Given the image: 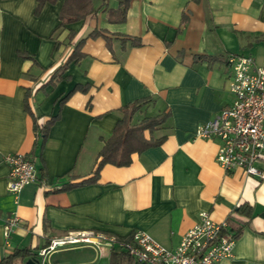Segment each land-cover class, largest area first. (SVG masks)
I'll use <instances>...</instances> for the list:
<instances>
[{
  "label": "crops",
  "instance_id": "0c3cea01",
  "mask_svg": "<svg viewBox=\"0 0 264 264\" xmlns=\"http://www.w3.org/2000/svg\"><path fill=\"white\" fill-rule=\"evenodd\" d=\"M64 1L37 14L38 0H0V260L15 248L38 253L80 232L130 238L141 229L174 249L208 211L240 230L234 256L217 264H264V179L226 171L216 160L219 140L195 136L198 125L232 103L226 56L264 59V0H94L93 14L59 29ZM124 3L126 20L110 22L109 11ZM70 30L76 37L68 44ZM79 39L85 56L48 83ZM77 85L87 90L60 105ZM144 98L151 100L133 122L170 112L161 127L145 131L161 143L133 154L130 165H104L95 182L60 189L92 176L120 109ZM30 110L41 121L60 113L42 147ZM35 146L37 180L16 196L4 156L29 157ZM243 204L251 215L237 211ZM14 214L21 221L7 237ZM89 248L85 258L55 264L110 261L112 248L82 242L47 256Z\"/></svg>",
  "mask_w": 264,
  "mask_h": 264
},
{
  "label": "built area",
  "instance_id": "2783aa9c",
  "mask_svg": "<svg viewBox=\"0 0 264 264\" xmlns=\"http://www.w3.org/2000/svg\"><path fill=\"white\" fill-rule=\"evenodd\" d=\"M227 62L232 68L230 91L232 103L209 121L198 125L197 138L218 139L216 160L226 171L242 170L246 176L264 179V59L258 61L251 55L229 54ZM10 167L8 190L16 196L37 180V164L32 157L22 153L4 156ZM14 214L7 219V237L20 223ZM87 243L126 250L138 261L146 264H217L219 260L234 256L236 237L229 231L227 220L217 221L208 211L200 212V220L183 235L179 246L169 249L156 241L148 232L137 229L128 239H118L94 233H69L40 249L45 257L67 244Z\"/></svg>",
  "mask_w": 264,
  "mask_h": 264
},
{
  "label": "trees",
  "instance_id": "16d2710c",
  "mask_svg": "<svg viewBox=\"0 0 264 264\" xmlns=\"http://www.w3.org/2000/svg\"><path fill=\"white\" fill-rule=\"evenodd\" d=\"M58 0H38V5L36 13L39 14L47 3H56ZM96 11L94 0H65L60 11L59 29L65 28L67 24L74 23L85 19L89 15ZM127 16V4L124 3L123 7L118 9H113L109 11V21L110 22H123L126 20ZM98 35V32H93L91 36ZM67 37V43L70 44L76 37V32L70 30ZM84 39H79L75 42L74 48L70 55L68 56L65 64L58 67L52 74L51 79L48 83L54 82L55 80H60L63 73L67 70L71 62L78 63L80 59L85 56L82 51L84 44ZM138 43V42H135ZM26 56V55H25ZM86 91V86L77 85L73 91H70L60 100V105L65 104L69 99L72 92L75 90ZM150 98H144L135 100L125 106H123L120 111L122 118L118 120L116 126L112 133L103 138L104 144L96 155V165L93 170L91 177L83 179L81 181L75 182L73 180L68 181L60 189H70L80 185L89 184L95 182L98 179L100 168L106 164H113L117 166H127L130 165L133 160V154L141 153L146 148L157 145L161 143L163 138L154 139L153 137L147 138L145 135L146 130L154 131L156 128L161 127L163 123L170 116V112H161L157 115L145 116L140 122H133V117L135 113L139 112L140 109L149 102ZM28 108V107H27ZM34 118V128L41 137V143L36 146L42 147L44 140L47 138L50 127L59 119L60 113L56 115H50L45 121H41L40 118L36 117L34 113L30 110ZM36 146L35 150L30 157L36 161ZM40 169L43 171L44 168L41 166ZM238 212L246 213L248 215L252 214V207L249 204L240 205L237 209ZM229 231L237 237L240 230H235L232 227V221H229ZM118 239H128L123 237H118ZM48 246V245H46ZM28 261H37V264H42V259L39 257L38 253L33 251L28 247L15 248L11 253L6 255L0 260V264H28ZM103 264H146L138 261L129 252L123 250L119 247H112L111 257L108 263Z\"/></svg>",
  "mask_w": 264,
  "mask_h": 264
},
{
  "label": "rangeland",
  "instance_id": "374dc122",
  "mask_svg": "<svg viewBox=\"0 0 264 264\" xmlns=\"http://www.w3.org/2000/svg\"><path fill=\"white\" fill-rule=\"evenodd\" d=\"M67 246V245H66ZM92 249H74V250H60L59 253L53 256H46L44 259V264H55L57 260L60 259H82L88 256V254L92 253ZM60 258V259H59ZM43 260V257L41 258ZM101 261H107V259H101Z\"/></svg>",
  "mask_w": 264,
  "mask_h": 264
},
{
  "label": "water",
  "instance_id": "95a60500",
  "mask_svg": "<svg viewBox=\"0 0 264 264\" xmlns=\"http://www.w3.org/2000/svg\"><path fill=\"white\" fill-rule=\"evenodd\" d=\"M28 264H37V261H28Z\"/></svg>",
  "mask_w": 264,
  "mask_h": 264
}]
</instances>
